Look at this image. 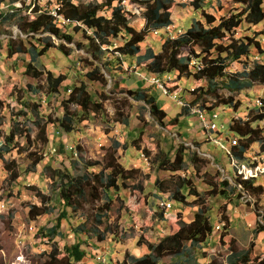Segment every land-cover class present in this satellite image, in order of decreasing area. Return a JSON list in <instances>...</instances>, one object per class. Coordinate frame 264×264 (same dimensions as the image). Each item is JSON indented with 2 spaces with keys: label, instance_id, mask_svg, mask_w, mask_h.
<instances>
[{
  "label": "rangeland",
  "instance_id": "1",
  "mask_svg": "<svg viewBox=\"0 0 264 264\" xmlns=\"http://www.w3.org/2000/svg\"><path fill=\"white\" fill-rule=\"evenodd\" d=\"M89 1L92 0H78L83 3ZM189 1L174 0L171 11L172 23L183 30L195 20L202 19ZM203 1L207 11L216 17L228 9H239L242 6L241 0ZM6 4L0 6V14L7 12ZM122 5L128 12L130 24L138 30L143 29L140 2L123 0ZM102 12H107V9ZM244 29L252 33H264V20L253 26L243 23L239 32ZM46 36H51L56 44L65 43L72 49L71 55H65L58 48L50 49L34 63L43 74L39 77L25 74V66L31 60V55L24 51L9 57L7 52L11 39L16 46L24 41L29 48L33 44L40 46L39 37ZM74 37V41L68 43L51 33L31 35L19 29L14 20L3 21L0 18V99L5 102L0 108V264H43L53 249L57 248L64 255L66 248L78 241L82 243L86 255L77 264H100L95 259L99 252H106L112 264H122L125 259L130 261L132 256L142 257L150 253L149 243H159L168 233L178 229L181 221L190 222L194 213L200 209L206 210L211 223L215 226L219 224L220 227H214L212 235L203 244L194 246L188 242L187 252L167 254L160 264H210L214 260L227 264L232 243L239 250L253 245L252 257L264 254V231L255 232L264 215V193L252 194L239 187L227 156L207 141V131L197 116L186 113L176 100L182 97L191 102L196 95L188 89L205 86V82L185 75L179 79L176 72L168 74L170 78L167 83L172 89L175 88L173 80L180 84L179 88H175L177 91L173 93L176 97L174 99L172 93L162 94L154 85L151 86L150 79H147L150 74L136 72L135 66L129 63H123V72L119 71V66H114V79L100 63L107 83L90 81L84 77V73L92 67L90 61L102 62L109 54L104 55L103 59H93L88 51L78 48V42H84L82 34L76 33ZM166 37L168 33L165 30L159 34L150 32L141 44L140 53L143 54L148 47L159 53ZM258 39L264 43V34ZM117 41L116 44H119L122 39ZM262 59L252 55L249 63L253 65L254 61ZM244 67L243 62L234 61L227 70L233 72ZM47 71L66 77L56 93L47 90ZM74 84H84L89 92H103L108 97L102 99L103 108L100 112H92L89 118L82 121L76 118L75 129L68 133L59 120L65 113L67 104L64 101L68 99ZM141 86L149 89L158 105L167 111L163 123L152 116L144 101L135 100L122 92ZM217 94L222 97L233 96L243 102L236 111L223 103L216 107L220 115L217 123L219 126L225 124L224 129H221L225 136L229 133V125L235 113L244 119L248 116L253 118L255 100L259 103L257 98H264V83L255 82L251 87L234 92L218 85ZM205 97L208 100L205 103L207 106L217 100L210 95ZM69 111L81 113L75 103L70 104ZM176 116L178 122L172 123L171 118ZM259 124L264 126V120L259 121ZM8 134H13V142L9 150L5 151L4 137ZM180 143L188 147L184 152L187 166L185 173L159 169L155 162L158 152L172 151ZM106 151L115 152L117 161L132 170L133 176L127 180L129 189L119 192L101 189V198L96 202L82 204L60 221L61 235H55L52 240L44 236L45 230L56 222L61 209L58 190L49 177L47 164L54 168L67 167L74 174H81L86 170L87 161L96 162L90 168L96 171L102 168ZM192 152L197 154L199 170L190 162ZM245 155L248 162L261 161L264 158L261 142L251 144ZM34 158L37 162L32 165ZM72 161H76L74 167H71ZM15 173L18 175L16 179L13 176ZM184 175L192 178L201 194L191 195L185 203H179L174 200L173 191ZM223 180L230 183L227 197L212 194L217 187L211 188L209 183L214 182L218 187H223L220 185ZM259 184L264 187V176L255 182V185ZM234 186L238 188L235 190ZM108 193L112 201L108 210H102L101 206L108 200ZM41 194L46 195L49 204L54 207L45 214L30 217L28 210L32 204L41 205ZM167 197L173 204L166 210L161 209L158 200ZM136 198L139 203L131 208ZM101 212L104 214L98 223L95 216ZM81 223L86 233H75L74 228ZM223 227H227L226 235H223ZM98 232H103L105 238L100 240Z\"/></svg>",
  "mask_w": 264,
  "mask_h": 264
},
{
  "label": "trees",
  "instance_id": "2",
  "mask_svg": "<svg viewBox=\"0 0 264 264\" xmlns=\"http://www.w3.org/2000/svg\"><path fill=\"white\" fill-rule=\"evenodd\" d=\"M15 1L18 0H0V5L5 2L13 3ZM24 1L22 0L23 3ZM120 1L92 0L87 3H74L72 0H62L59 13L71 21L79 22L81 25L68 23L59 27L51 15L37 11L36 8H32L30 12L22 14L20 10L13 8V11L0 14V18L3 21L14 20V24L19 29L31 35H36L39 32L51 33L68 43L74 41L76 33H81L82 37H84V42H78V48L88 51L93 59H103L104 55L109 54V57L107 55V58L103 59L102 62L101 60L97 63L90 61L92 67L84 73V77L90 81L98 80L102 83H107V77L102 71L101 65L106 68L113 79L116 76L114 66H119V71L123 72V63L134 65L136 72L143 71L150 74V76H156L160 80L163 79L165 74L176 72L179 79L185 75L187 77L193 76L197 80L205 82V86H197L192 91L188 89V91L196 95L190 102L193 105L201 102L202 107L208 110H216V107L223 103L228 107H233L235 111L243 103L242 100L235 99L233 96L222 97L218 95V85L234 92V90L251 87L255 82L264 83V43L261 39H258L264 33L256 31L252 33V31L249 32L247 29L239 32L243 23L253 26L260 24L264 20V0H241V8L228 9L218 17L207 11L203 6V0H190L191 6L195 11L199 12L202 19L191 23L183 34L181 33L175 37H166L162 42V50L159 53H156L152 47H148L143 54L140 53L141 44L146 40L149 33H153L154 29H161L173 22L171 11L174 0H137L141 4L142 10L140 14L144 19V28L141 30L130 24L128 12L125 11ZM104 9H107V12H102ZM63 28L66 29L64 30ZM89 30L92 32H89ZM119 38L122 41L116 44ZM39 39L41 41L40 46L33 44L32 47L28 48L24 41H21L16 46L13 39L8 45L7 54L9 57L24 51L30 53L31 60L26 64L24 73L32 77H39L43 74L41 69L34 65L40 55L43 56L50 49L58 48L69 56L72 50L65 43L56 44L51 36L39 37ZM252 55L263 57V59L261 61L256 60L251 65L249 61ZM194 58L202 61V68L194 69L195 66L191 65V61ZM234 61L243 62L245 67L233 72L231 70L228 71L227 68ZM65 79L66 77L63 74L54 75L51 71H47L46 82L49 93L58 92L59 86ZM165 84L168 87V91L172 94L177 91L175 88L180 86L176 80L172 81V85L175 87L173 89L169 86L167 80ZM114 85L116 86L117 84L114 83ZM122 92L132 96L135 100L144 101L149 106L152 116L160 123L164 122L168 113L158 105L156 97L149 93V89L141 86L134 90L125 89ZM206 95L213 96L217 100L211 106H207L205 105L208 102ZM106 97L108 96L103 92L99 94L89 92L84 84L72 85L68 99L64 101L67 106L63 117L59 120L60 125L68 133H71L75 129L76 118L82 121L89 118L90 113L100 112L103 108L102 99ZM257 99L260 104L256 103L255 100V106L252 108V115L255 114L253 118L248 116L247 119H244L235 113L229 125V133L225 136L223 135L224 139L233 136L237 137L238 142L231 147V151L234 156L240 159H246L245 152L251 144L258 141L264 142V126L259 124V121L264 120V98ZM73 103L79 106L81 113L69 111L70 104ZM4 104V100L0 99V108ZM182 108L185 109L186 113H191L189 109ZM171 120L172 123L178 122V117L171 118ZM254 123L256 124L254 125ZM222 124L225 127V124ZM224 127L220 128L219 133L223 134L221 129H224ZM12 142L13 134H8L4 137L5 151L9 150L8 148ZM187 148V146L180 143L172 151L160 150L155 156L158 168L172 172L183 171L185 173L187 166L185 165L184 152ZM261 149L264 150L262 145ZM104 160L102 168L96 171L90 169L96 162L90 163L87 161L85 163L86 170L81 174H74L67 167L63 169L54 168L47 164L46 168L49 170V177L52 179L55 189L58 190L61 209L56 217V222L45 230L44 236H48L52 240L55 235H61L59 231L60 221L66 219L70 212L74 213L82 204L90 201L96 202L97 199L101 198V189L106 192L111 191V189H114L115 192L129 189L127 180L132 178V170L126 169L117 161L115 152L106 151ZM261 161L263 162L264 158ZM36 162L37 159L34 158L32 165H35ZM190 162L199 170L200 166L197 165L198 157L195 152H192ZM75 163L76 161H72L71 167H74ZM254 163L257 164V161L254 160ZM13 176L16 179L18 175L15 173ZM259 178L248 180L238 176L234 180L243 184L241 189L252 194H260L264 193V187L261 184L255 185ZM157 182L159 184L162 183V181ZM229 184L228 180H223L220 183L223 187H218L217 183L214 182L209 183V186L211 188L217 187L212 194L227 197ZM233 188L236 190L238 187L234 186ZM200 194L192 178L189 175H184V177L179 179V184L173 191V198L179 203H185L189 196H198ZM40 197L42 198L41 205L32 204L29 208L30 217L45 214L53 209L54 206L49 204L50 200L46 195L41 194ZM111 201L112 196L108 193V200L104 206H101L103 207L101 209L108 210ZM138 203L139 199L136 198L131 203V208L138 205ZM103 214V212L96 214V222L100 223L102 221L101 217ZM214 227L215 224L211 223L206 210L200 209L194 213L190 222L181 221L178 229L168 233L159 243H149L150 253L142 257L132 256L130 261L125 259L122 264H160L161 259L167 254L187 252L186 246L188 242L194 246L206 242L212 235ZM223 229V235H226L227 227H223ZM263 231L264 215L261 216L258 227L255 228V232ZM74 232L86 233L83 223L74 228ZM97 237L100 240L105 238L103 232H98ZM230 249L231 253L228 256L227 264H264V254L252 257L253 245L247 249L242 248L239 250L235 243H232ZM85 255L86 250L82 247V243L78 241L67 247L64 255H61L57 248L53 249L43 264H77L83 261ZM210 264L224 263L214 260Z\"/></svg>",
  "mask_w": 264,
  "mask_h": 264
},
{
  "label": "built area",
  "instance_id": "3",
  "mask_svg": "<svg viewBox=\"0 0 264 264\" xmlns=\"http://www.w3.org/2000/svg\"><path fill=\"white\" fill-rule=\"evenodd\" d=\"M72 1L74 3L78 2V0H72ZM122 1L123 0L120 1L121 5H122ZM12 6L14 9L20 10V12L21 11L30 12L32 8L33 9L36 8L37 11H42L46 14L51 15L59 27H62L63 25L68 23H72L73 25L76 24L81 25L79 22L71 21L68 18L64 17L61 13H59L60 7L62 6V0H25L24 3L22 2V0H18L13 2ZM163 30H165L166 33H168V36L170 37L178 36L181 33L183 34L185 31L181 27H178L177 25L170 23L161 29H154L153 33L159 34ZM89 32L92 31L89 30ZM191 65L195 66L194 69H200L203 67L202 61L198 60L197 58H194L191 61ZM169 78H170L169 75L166 74H165V79L163 78L162 80L156 78V76L153 75L147 77V79H150V84L154 85L162 94L164 93L171 94L168 91V87L165 84V81L168 80ZM193 89L194 88L191 87L190 90L192 91ZM172 97L176 99L174 94H172ZM176 100L178 103H180L182 107L189 109V111L192 114H195L197 116V118L200 120V122L207 131L208 142L218 147L220 150H222L225 153V155H227L229 165L232 168L235 177L239 176L242 179L249 180L264 175V161L263 162L257 161V164H255L254 161L248 162L246 159L244 158L240 159L232 154L231 147L235 146L238 140L236 136L230 137L228 139H224L225 137L223 136V134L219 133L220 128H223L224 125L221 124V126H219L217 123V119L219 118V113L217 109L208 110L202 107L201 104L193 105L192 103H190V101L180 97ZM258 104H260V101ZM261 145L264 149V142H262ZM239 187L243 188V184L241 182H239ZM158 204L161 209L166 210L172 206L173 201L169 197H167L166 199H159ZM219 227H220L219 224L215 226L216 229H218ZM95 259L99 261L100 264H112V261L107 258L106 252H99L98 254L95 255Z\"/></svg>",
  "mask_w": 264,
  "mask_h": 264
},
{
  "label": "crops",
  "instance_id": "4",
  "mask_svg": "<svg viewBox=\"0 0 264 264\" xmlns=\"http://www.w3.org/2000/svg\"><path fill=\"white\" fill-rule=\"evenodd\" d=\"M5 3H7L6 4V6H7V12H10V11H13L14 9H13V6H12V3H10V2H5ZM3 4V3H2ZM1 4V5H2ZM0 5V6H1ZM2 11L0 10V13H1ZM6 12H4L3 14H5Z\"/></svg>",
  "mask_w": 264,
  "mask_h": 264
}]
</instances>
